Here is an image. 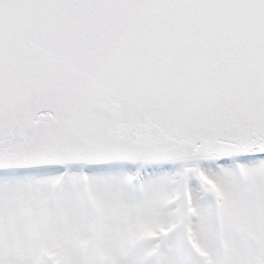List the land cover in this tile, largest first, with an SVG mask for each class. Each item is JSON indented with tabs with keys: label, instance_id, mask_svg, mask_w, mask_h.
Returning a JSON list of instances; mask_svg holds the SVG:
<instances>
[{
	"label": "snow or ice",
	"instance_id": "1",
	"mask_svg": "<svg viewBox=\"0 0 264 264\" xmlns=\"http://www.w3.org/2000/svg\"><path fill=\"white\" fill-rule=\"evenodd\" d=\"M0 264H264V0H0Z\"/></svg>",
	"mask_w": 264,
	"mask_h": 264
}]
</instances>
